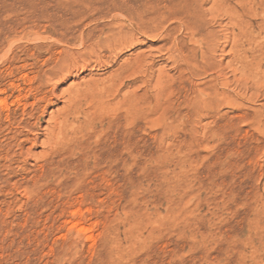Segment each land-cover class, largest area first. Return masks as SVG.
<instances>
[{
    "label": "rangeland",
    "instance_id": "1",
    "mask_svg": "<svg viewBox=\"0 0 264 264\" xmlns=\"http://www.w3.org/2000/svg\"><path fill=\"white\" fill-rule=\"evenodd\" d=\"M0 264H264V0H0Z\"/></svg>",
    "mask_w": 264,
    "mask_h": 264
},
{
    "label": "bare ground",
    "instance_id": "2",
    "mask_svg": "<svg viewBox=\"0 0 264 264\" xmlns=\"http://www.w3.org/2000/svg\"><path fill=\"white\" fill-rule=\"evenodd\" d=\"M49 75H50V74H49ZM49 75H48V76H49ZM56 76H57V75H56ZM49 77H50V76H49ZM5 102H6V101H5ZM2 103H3V102H2ZM75 108H76V107H75ZM51 125H52V124H51ZM56 126H57V125H56Z\"/></svg>",
    "mask_w": 264,
    "mask_h": 264
}]
</instances>
